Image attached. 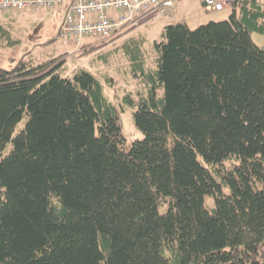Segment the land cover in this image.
I'll return each mask as SVG.
<instances>
[{"label":"trees","instance_id":"trees-1","mask_svg":"<svg viewBox=\"0 0 264 264\" xmlns=\"http://www.w3.org/2000/svg\"><path fill=\"white\" fill-rule=\"evenodd\" d=\"M227 6V19L166 24L150 63L133 62L132 141L68 52L0 66V264H264V46L251 37L264 0Z\"/></svg>","mask_w":264,"mask_h":264},{"label":"rangeland","instance_id":"rangeland-1","mask_svg":"<svg viewBox=\"0 0 264 264\" xmlns=\"http://www.w3.org/2000/svg\"><path fill=\"white\" fill-rule=\"evenodd\" d=\"M174 3V10L169 14L151 18L87 56L79 54L81 46L75 48L73 43L65 45L58 35L64 16L63 7H42L15 12L0 11V23L10 31V39L13 41L9 44L5 33H0V66L13 67L26 52H28L27 57L39 61L68 52L67 65L70 71L80 66L95 74L102 82L107 96L117 104L127 139L132 141L142 138L144 134L136 126L133 115L136 106L124 101L123 98L128 92L137 96V92L143 90L145 86L134 75L133 62L143 59L146 65L150 63L154 55V41L162 38L166 24L176 20L171 19L170 15L182 16V19L194 28L212 19H227L232 11L230 6L219 10L207 9L203 0H174ZM251 37L258 45L264 46V33L252 30ZM101 38L99 35H90L84 38V43L96 44ZM135 39L140 42L138 44L140 55L134 58L127 48L133 45ZM159 93H163V88ZM205 204L209 209L214 208L216 206L214 196L207 194ZM160 209L165 211L167 206L163 205ZM262 251L264 254V246Z\"/></svg>","mask_w":264,"mask_h":264},{"label":"built area","instance_id":"built-area-1","mask_svg":"<svg viewBox=\"0 0 264 264\" xmlns=\"http://www.w3.org/2000/svg\"><path fill=\"white\" fill-rule=\"evenodd\" d=\"M231 0H204L210 10L223 9ZM64 8L58 35L65 45L80 47L84 38L99 35L110 38L155 13L162 17L174 7V0H0L1 12L35 8Z\"/></svg>","mask_w":264,"mask_h":264},{"label":"crops","instance_id":"crops-1","mask_svg":"<svg viewBox=\"0 0 264 264\" xmlns=\"http://www.w3.org/2000/svg\"><path fill=\"white\" fill-rule=\"evenodd\" d=\"M174 4H175V3H174ZM173 10H174V7H173ZM173 10H172V11H173ZM170 18H171V19H176V20H174V21H177V20H183V19H182V16H179V17H178V16H175V14L170 15ZM137 27H138V26H137ZM129 32H130V31H129ZM127 33H128V32H127Z\"/></svg>","mask_w":264,"mask_h":264}]
</instances>
